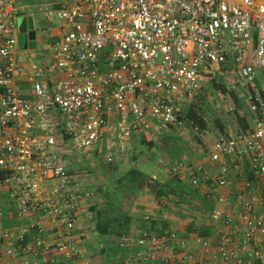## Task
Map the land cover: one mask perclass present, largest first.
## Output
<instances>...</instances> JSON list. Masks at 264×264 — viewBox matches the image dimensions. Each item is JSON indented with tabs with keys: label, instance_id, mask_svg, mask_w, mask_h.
<instances>
[{
	"label": "built area",
	"instance_id": "obj_1",
	"mask_svg": "<svg viewBox=\"0 0 264 264\" xmlns=\"http://www.w3.org/2000/svg\"><path fill=\"white\" fill-rule=\"evenodd\" d=\"M37 10L65 31L48 60L20 65V9L0 0V261L81 259L95 193L65 151H123L133 135L178 130L216 72L243 91L247 126L219 133L197 162H166L211 203L208 233L149 228L116 243L125 264H264V0H75Z\"/></svg>",
	"mask_w": 264,
	"mask_h": 264
},
{
	"label": "rangeland",
	"instance_id": "obj_2",
	"mask_svg": "<svg viewBox=\"0 0 264 264\" xmlns=\"http://www.w3.org/2000/svg\"><path fill=\"white\" fill-rule=\"evenodd\" d=\"M31 2L36 4L42 0H31ZM21 18L23 16H18L16 21L17 47L22 45L23 38L18 32V21ZM204 80L206 82L202 93L194 100L195 110L206 123L204 128L184 120L178 130L153 135H133L127 141L123 151H107L104 146L88 151L77 152L69 148L65 151L69 167L73 169L84 184H88L94 190L95 198L91 205L93 208L91 212L94 217L91 219L93 221L90 225L94 226L95 224L96 213L94 208L105 210L111 214L130 213L132 218H137L138 225L150 224L151 218L145 220L141 210L145 208V204L149 200L158 201L157 205L163 206V202H159L162 197L157 198L155 195L154 185L155 182L160 185L166 183L165 180L170 174L167 172L166 162L182 158L194 150L203 149L206 143L216 138L219 133L242 127L239 121L240 117L249 115V108L243 91L231 84L232 80L225 74L210 73L204 77ZM161 160L165 163L160 162ZM131 167L136 168L144 175L139 182H134L130 177L125 176ZM173 199L165 202L164 206L167 205L169 210H176L173 207L176 206L173 204L175 202ZM179 202L184 206L180 211L176 210L177 222L179 217H184L185 214L196 216L197 213L201 212L200 215L204 217L208 213L207 209L205 211L195 209L194 203L190 201L178 200ZM179 207L181 206L178 205ZM162 213L161 210L157 211L159 215ZM134 214L136 215L133 216ZM163 221L165 220H160L158 225L162 224ZM170 221L174 222L173 219H170L169 221L166 220V224L171 223ZM183 225L185 224L175 225V227L181 233L190 234ZM93 226H90V231L86 230V237L89 235V238L96 244L92 254L96 261L93 260V263L100 264L101 259H103L102 255H104L106 264H125L123 257L120 256L115 247L119 236L112 234L102 237L103 239L100 240L101 236L95 232ZM130 229L129 223L127 232L136 234ZM102 244L104 246H101ZM102 247H106L105 252H102Z\"/></svg>",
	"mask_w": 264,
	"mask_h": 264
},
{
	"label": "crops",
	"instance_id": "obj_3",
	"mask_svg": "<svg viewBox=\"0 0 264 264\" xmlns=\"http://www.w3.org/2000/svg\"><path fill=\"white\" fill-rule=\"evenodd\" d=\"M14 1H15V4L20 9L19 16H23L25 18L30 17L31 24L33 26V29L35 30V37L33 40L28 41L27 44L25 45L22 43V45L20 44V46L17 47L18 64L30 66L32 63L48 60L51 57L52 42L61 36V34L65 31V28L62 27L61 24L58 23L56 20L47 19L41 12L37 10V5L39 6V4H41L46 7H56L61 3H68V4L73 3L75 0H67V1L66 0H42V2H39L36 4L31 2V0H14ZM17 82L21 86V89L23 92L30 93L29 83L25 80L24 76L22 77L18 76ZM245 127L246 126H242V128H245ZM201 151L202 149L201 150L198 149L196 151L194 150L182 158H186L191 162H197L198 160L201 159V155H202ZM212 169L213 171H215L214 168ZM167 172H169L170 174H168L165 182L174 189L173 193H169L166 196H161L162 198L159 201L163 202L162 204L163 206L157 205L158 201L156 202L154 200L153 201L149 200L148 203L145 204L146 206L145 208L141 210V212H143L144 215L146 214L150 215V218L152 221L154 220V221L160 222V220H165L166 222V220L169 221L170 219H173L174 222L170 221L171 223H168L166 225H170V227L174 229H176L175 225L185 224L183 225V227H185L184 229H186V231L187 232L189 231L190 233L192 232V230L193 231L203 230V229L209 230L210 226L208 225L209 223L207 222V215L211 209V203L201 194L199 189L193 187L186 178H183V177H180L179 175L171 173L169 169ZM170 199H173L175 201L173 202V204L176 205L177 207L176 206H173V207H175V209L178 211H180V209H182L184 206L182 205V203L180 202L178 203V200H185L186 202L190 201L194 203L193 207L195 209H201L200 211H205V209H207L208 213L204 217L200 215L201 212L197 213L196 216L185 214L184 217L183 216L179 217V221L177 222L178 219L176 218V210H169V208H167V205L164 206L165 202ZM178 205L181 207L178 208ZM92 210L93 208L90 206L89 216L91 219H93L94 217L91 212ZM159 210L163 212L160 215L157 214V211ZM128 215L130 216V222H129L130 227H131L130 230L135 232L136 234L141 232L142 230L150 228L149 226L151 225V220L149 222L150 224L144 223V225L141 226V224L140 225L137 224L136 217L132 218V215L130 213H128ZM135 215L136 214H134L133 216ZM92 221L93 220H91V222ZM145 222H148V221H145ZM190 235H194V234H190ZM102 237L104 238L105 236H102ZM102 237L100 238V240L103 239ZM101 246H104V245L102 244ZM94 248H96V244L95 242H93V240L89 238V235L85 237L83 240H81L80 250L82 253V258L78 259L75 262V264H84L85 258L86 259L88 258L90 260L89 264H94L93 263L94 257L92 256ZM102 248H103L102 252H105L106 247H102ZM116 249L118 252H120V249H118L117 247ZM102 257L103 259H101L102 262L100 264H106L105 256L102 255ZM0 264H19V259L4 257L0 261Z\"/></svg>",
	"mask_w": 264,
	"mask_h": 264
},
{
	"label": "trees",
	"instance_id": "obj_4",
	"mask_svg": "<svg viewBox=\"0 0 264 264\" xmlns=\"http://www.w3.org/2000/svg\"><path fill=\"white\" fill-rule=\"evenodd\" d=\"M213 82H214V80H213ZM181 117L184 120L191 121L194 125H197L200 128H204L206 125L203 117L201 115H199L197 113V111L195 110V103L194 102L191 105H189L188 108H186V110L181 115ZM239 121L241 123L240 124L241 126H247L248 115H246L244 117H240ZM125 176L130 177L134 182H139L144 177V175L140 171H138L136 168H133V167L128 169ZM154 190L156 192L155 195L157 196V198H160L161 196L168 195L169 193H173V191H174V189L172 187H170L167 183L160 185L156 182L154 185ZM94 210H95L96 214H95V224L93 226V229L95 230V232L98 235H100L102 237V236H110L112 234H115V235L121 237L125 234H128L127 227L129 225V222H130V216L128 215V213H125L123 215H119V214H111V213H109L105 210H101V209L94 208ZM149 227H150V229H153V230H159L163 227H168V225H166L165 221H163L162 224L158 225V221H154V220L152 221L151 220V225ZM121 229H122V231H121ZM208 231L209 230H207V229H203V230L198 231V233L205 234V233H208ZM196 233H197V231L192 230V232L190 234H196ZM116 247L119 249L118 245H116Z\"/></svg>",
	"mask_w": 264,
	"mask_h": 264
},
{
	"label": "water",
	"instance_id": "obj_5",
	"mask_svg": "<svg viewBox=\"0 0 264 264\" xmlns=\"http://www.w3.org/2000/svg\"><path fill=\"white\" fill-rule=\"evenodd\" d=\"M18 31L23 36L22 43L25 45L35 37V30L31 24V18H21L18 21Z\"/></svg>",
	"mask_w": 264,
	"mask_h": 264
}]
</instances>
